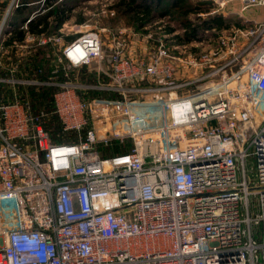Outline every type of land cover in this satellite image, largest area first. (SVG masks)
I'll list each match as a JSON object with an SVG mask.
<instances>
[{"label": "built area", "instance_id": "built-area-1", "mask_svg": "<svg viewBox=\"0 0 264 264\" xmlns=\"http://www.w3.org/2000/svg\"><path fill=\"white\" fill-rule=\"evenodd\" d=\"M203 2V19L240 5V25L188 44L168 18L155 33L94 26L76 36L72 17L57 32L34 34L29 22L55 6L39 0L27 4L38 8L19 27L24 39L5 45L17 30L7 20L23 5L7 1L0 68L10 76L0 82L14 99L0 104V264H264V19L244 15L260 13L264 0ZM100 12L113 17V2ZM135 38L152 44L149 56H132ZM47 47L49 82L15 77L17 64ZM185 62L195 73L177 84ZM233 67L240 70L228 76ZM81 68L97 75L94 84L69 79ZM147 81L161 85H140ZM198 83L210 86L176 95ZM19 85L58 87L54 114L77 141L54 143ZM150 95L159 100L147 102ZM127 140L128 153L101 155Z\"/></svg>", "mask_w": 264, "mask_h": 264}, {"label": "trees", "instance_id": "trees-1", "mask_svg": "<svg viewBox=\"0 0 264 264\" xmlns=\"http://www.w3.org/2000/svg\"><path fill=\"white\" fill-rule=\"evenodd\" d=\"M6 0L0 4V12L7 5ZM39 0H23V5L17 8L8 19L10 27L22 26L29 18L30 14L35 11L38 6L29 3H36ZM55 3L53 9L44 15L37 17L29 22L28 30L34 34L47 33L52 34L57 32L62 25L70 20L73 16L74 7L68 5L70 0H51ZM115 15L111 20L119 22L121 19H126V24L133 27L136 31H142L145 27L156 23L157 21L168 18V20L176 21L182 28L183 34L177 36V40L182 44H188L192 41L201 40L204 37L205 31L216 28L217 30L228 29L232 24L240 25L241 21L236 18H227L223 16H209L205 19L198 18L199 23H193L189 20L191 14L196 13L199 8L188 6L186 0H117L113 5ZM50 18L53 20L50 21ZM84 22V16L78 20ZM175 22V23H176ZM175 27L168 28L169 31H174ZM25 31L17 29L13 32V36L5 41V45H10L13 41H22L25 37ZM75 36L68 37L69 40ZM53 49L51 47L38 49L26 61L17 64L16 78L32 79L41 82H49L54 76L52 71L53 64ZM15 62V61H14ZM10 72L5 68H0V78H8ZM57 80L63 82L64 72L59 71L56 74ZM69 79L80 82L82 84H94L97 75L94 72L88 71L87 68L79 70L69 69ZM17 93L23 101H28L31 106V111L35 116H42V121L45 129L50 134L54 143H75V133H68L62 130L61 124L57 116L54 114V94L59 90L58 87L52 85L41 86H18ZM91 96L105 98H119L117 94L105 93L100 91L90 92ZM14 90L6 83L0 82V104L13 102ZM131 149V141L113 142L110 146L101 148V155L112 156L128 153Z\"/></svg>", "mask_w": 264, "mask_h": 264}, {"label": "rangeland", "instance_id": "rangeland-1", "mask_svg": "<svg viewBox=\"0 0 264 264\" xmlns=\"http://www.w3.org/2000/svg\"><path fill=\"white\" fill-rule=\"evenodd\" d=\"M113 2V5L115 4V2H117V0H70L68 5L70 7H74V12L72 13V22L70 24V31L69 33L72 35H78L80 32H85L89 29H91L94 26H97L100 30L104 29V28H116V29H127L130 28L132 31L137 32L133 27H130L126 24V19H121L119 20V22L115 21V20H111V16L108 17V15H105L103 13L100 12L101 8L103 5H109V3ZM186 4L188 6H192V7H197L199 8V10L194 13L191 14L189 16V20H191L193 23H199L200 21H197L198 18L203 19V17L201 16L202 14H205L207 11H209V5L205 2H203V0H186ZM237 4H232L230 7L227 8L226 12L229 15H226L227 18H235V8H236ZM99 13V15H97ZM244 15L246 17H254L257 20H263L264 19V10H261L260 13L257 12L254 13L252 10H249L247 12L244 13ZM81 16H84V18L89 17L88 20L84 21V22H79V18ZM211 17V16H210ZM205 18H208L205 17ZM8 21V20H7ZM170 21V24L172 26H174L175 28L178 29V31H180V34H183V30L180 27V25L174 21ZM97 22V23H96ZM155 23H153L152 25L148 26V29L155 33L158 31V28H156V26L158 27L159 25H154ZM93 25V26H92ZM143 31V30H142ZM142 31H138V33H141ZM214 32H212L213 34ZM132 56L135 57H143V56H149V51H150V47H151V43L148 42L147 40L143 41L141 38H135L132 40ZM135 42V44H133ZM137 45H140L141 47H135ZM183 55V61H186L187 59H189L190 54L189 52H185ZM95 67V66H94ZM92 66V70L94 68ZM240 70V68L238 67H233L231 69L227 70V74L228 76H233L236 72H238ZM195 73V69H192L191 67L188 66V64L185 63H179L178 66L176 67V73H175V82L177 84H186L188 83V81L193 78V74ZM141 86L143 85H161V83L159 81H147V82H143L140 83ZM207 86H210V84L208 83H198L196 85H192L190 87H184L182 90L178 91V94H176L177 96H183V95H191L194 94L196 95L197 93L201 92L202 90H204V88ZM231 87H233V83L231 82L230 84ZM26 87V86H25ZM184 93V94H183ZM163 97V96H162ZM167 98V96L163 97V100H165ZM145 100L147 102H157L159 100L158 96H154V95H150L147 96L145 98Z\"/></svg>", "mask_w": 264, "mask_h": 264}, {"label": "crops", "instance_id": "crops-1", "mask_svg": "<svg viewBox=\"0 0 264 264\" xmlns=\"http://www.w3.org/2000/svg\"><path fill=\"white\" fill-rule=\"evenodd\" d=\"M5 1H6V0H0V4H3ZM239 9H240V5H237L236 8H235V11H236V12H239ZM2 12H3V11L0 12V21H1V18H2V15H1ZM19 27H20V26H16V27H14V29H19ZM133 44H135V42H134ZM135 47H139V48H140L141 46H140V45H137V46H135Z\"/></svg>", "mask_w": 264, "mask_h": 264}]
</instances>
